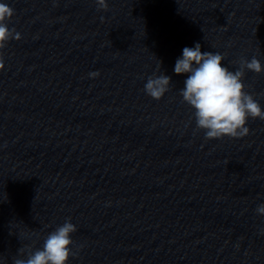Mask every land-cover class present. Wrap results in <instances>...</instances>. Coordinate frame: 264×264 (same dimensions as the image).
<instances>
[{
	"label": "water",
	"instance_id": "obj_1",
	"mask_svg": "<svg viewBox=\"0 0 264 264\" xmlns=\"http://www.w3.org/2000/svg\"><path fill=\"white\" fill-rule=\"evenodd\" d=\"M0 50V264L70 219L69 264H264V120L206 138L184 47L264 63V0H7ZM164 72L159 100L144 92ZM90 73H96L90 76ZM264 106V72L245 71Z\"/></svg>",
	"mask_w": 264,
	"mask_h": 264
},
{
	"label": "clouds",
	"instance_id": "obj_2",
	"mask_svg": "<svg viewBox=\"0 0 264 264\" xmlns=\"http://www.w3.org/2000/svg\"><path fill=\"white\" fill-rule=\"evenodd\" d=\"M99 8H106V0H97ZM15 10L0 0V50L20 34L9 27ZM0 67L3 58L0 57ZM245 71L257 74L264 72V63L257 58L244 59L235 71L224 64V57L218 52L202 51L196 42L193 47H184L182 55L176 59L173 72L184 76L180 88L182 101L192 110L196 127L206 138H238L249 133V119L264 120V106L246 90L243 81ZM96 73H90L95 76ZM172 79L162 72L148 78L144 83V92L159 100L170 88ZM258 215H264V203L255 209ZM77 231L70 219L57 226L43 241L41 248L29 251L14 260V264H69L74 256L72 234Z\"/></svg>",
	"mask_w": 264,
	"mask_h": 264
}]
</instances>
